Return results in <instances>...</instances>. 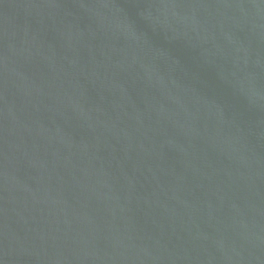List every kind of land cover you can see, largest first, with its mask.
<instances>
[{
    "label": "water",
    "instance_id": "obj_1",
    "mask_svg": "<svg viewBox=\"0 0 264 264\" xmlns=\"http://www.w3.org/2000/svg\"><path fill=\"white\" fill-rule=\"evenodd\" d=\"M0 264H264V0H0Z\"/></svg>",
    "mask_w": 264,
    "mask_h": 264
}]
</instances>
